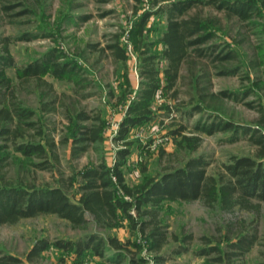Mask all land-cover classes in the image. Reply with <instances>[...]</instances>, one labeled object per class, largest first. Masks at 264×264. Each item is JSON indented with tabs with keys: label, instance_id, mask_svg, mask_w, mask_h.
<instances>
[{
	"label": "rangeland",
	"instance_id": "1",
	"mask_svg": "<svg viewBox=\"0 0 264 264\" xmlns=\"http://www.w3.org/2000/svg\"><path fill=\"white\" fill-rule=\"evenodd\" d=\"M169 1L0 0V56L8 55L12 61V65L5 68L10 86L4 92L9 95L11 90L18 104L32 110L28 118L32 123H21L19 127L12 124L9 133L0 132V180L61 183L71 195L76 189L72 178L75 179L85 165L95 164L102 158L109 166L113 165L116 150L124 146L123 142L114 141L113 135L140 79L139 50L146 48L157 54L160 69L165 65L159 57L163 47L160 36L166 25L161 5ZM201 10L206 15L217 17L221 29L205 44L219 43L218 50L223 46V40L236 39L234 46L242 61L237 58L230 61L232 64L241 62L235 74H218L210 59H202L210 70V90L228 89L233 94L211 102L207 100L210 105L204 112L188 116L184 109L197 101V94L191 88L186 73L172 89L165 93L158 90L152 102L153 119L131 127L126 138L131 141V151L125 157L122 170L130 186L189 155L202 154L209 162L206 169L211 174L222 172L232 155H255V145L245 136L229 141L230 131L200 133L202 141L194 150H177L178 136L172 133V129L184 124L185 133H197L191 128L192 124L201 117L207 118L213 107L218 108L222 118L236 123L257 126L258 121L264 118V16L253 18L256 23L241 26L235 17L227 19L223 11L212 5L202 6ZM145 15L140 42H134V27ZM112 43H118L124 49V61L115 58L109 46ZM50 50L60 54L62 61H75L80 77L84 79V85L78 88L66 78L45 74L43 79L50 83L56 99L53 109H47L45 104L50 97L43 95V89L49 86H42L33 77L18 74ZM160 78L163 82L162 72ZM80 108L91 115L99 113L102 116L105 121L103 140L90 143L86 151L72 156L71 118ZM159 138L162 140L158 141ZM30 140L39 142L44 153L26 155L17 149L19 143ZM42 162L48 165L42 167ZM158 210L167 236L160 251L167 258L161 264H259L264 261V201L257 212L237 206L222 209L218 204L209 207L199 199L164 200ZM253 229L257 231V239L248 250L238 253L240 249L227 244V240H234L241 231ZM93 231L116 235L121 240L126 237L135 239L142 244V256L153 259V254L143 248L146 235L132 232L123 215H120L117 226L108 229L96 226L92 220L74 226L54 213L23 217L14 223H0V252H10L26 260L25 255L33 243L46 238L50 244L28 261L29 264H73L74 253L55 246L53 241L76 238ZM173 234L178 237L192 235L187 251L169 254L171 247L178 242L173 239ZM216 241L223 252L231 254L230 261L226 256L217 258L219 253L216 251L196 253L200 246ZM82 258V264H117L89 250ZM125 263L123 260L119 264Z\"/></svg>",
	"mask_w": 264,
	"mask_h": 264
},
{
	"label": "trees",
	"instance_id": "2",
	"mask_svg": "<svg viewBox=\"0 0 264 264\" xmlns=\"http://www.w3.org/2000/svg\"><path fill=\"white\" fill-rule=\"evenodd\" d=\"M205 5H212L223 11L227 19L235 17L241 26L256 23L253 18L264 16V0H171L163 3L161 10L166 15V25L160 36L163 47L159 57L165 61V65L160 69L157 54L150 53L146 48L139 50L140 79L113 135L114 141L123 142L124 145L116 150L113 165L109 166L103 158L95 164L85 165L77 172L75 179L72 178L76 182V189L71 195L61 183L36 184L1 178L0 223H14L23 217L54 213L74 226H81L92 220L96 226L108 229L117 226L120 215H123L132 232L146 235L143 248L153 254L152 260L142 256V244L137 240L130 237L121 240L116 235H105L97 231L76 238L57 239L53 244L74 253L73 264H82L86 250L117 264L123 260H126L125 264H161L167 258L160 252L167 239L158 210L164 200L199 199L209 207L218 204L227 210L237 206L240 209L259 211L261 202L264 201V118L258 121L257 126L236 123L232 119L222 118L218 108L213 107L214 110L208 113L207 118L201 117L192 124L191 128L197 133H185L184 124L172 129V133L178 136V151L194 150L202 141L200 133L212 134L216 131H230L229 141H235L240 135L245 136L255 145L254 157L232 155L224 164L222 172L208 173L206 167L209 162L199 154L189 155L177 164H168L156 175L149 176L136 185L130 186L124 178L122 165L131 151V141L126 139L127 135L131 127L153 119L152 102L158 90L165 93L172 89L186 73L191 88L197 94V101L184 109L188 116L194 112H204L215 98L233 94L228 89L217 92L210 90V70L202 61L203 58L214 63L213 67L218 74H235L241 62L232 64L230 61L236 58L242 60L234 46L236 39L223 40L224 44L218 50L219 43L205 44L221 30L218 18L206 15L201 10ZM145 19L146 15L134 27V42H140L139 36ZM109 46L116 59H126V53L118 43ZM60 57V54L50 50L18 72L20 76L33 77L42 86H49L43 89V95L50 97L45 104L48 105L47 109L54 108L56 99L52 95L50 83L43 79L45 74L66 78L78 88L84 85L77 63L73 60L62 61ZM11 65L10 56H0V132L3 134L10 132L12 124L19 127L21 123H32L28 121L32 110L18 104L11 90L9 95L4 92L10 86L5 68ZM182 70L185 72L182 73ZM160 72L163 74V82ZM71 120L72 156L86 151L90 143L103 140L105 121L99 113L91 115L80 108ZM17 149L26 155L45 151L39 142L31 140L19 143ZM45 163L42 162V167L48 165ZM191 238V234L181 237L173 234V239L178 242L171 247L169 254L187 251ZM256 239V229L250 232L243 230L234 240H227V244L240 249L238 253H242ZM49 244L46 238L36 240L26 253V260L10 252H0V264H29L28 261L37 257ZM195 251L199 254L216 251L219 253L217 258L226 256L230 261L231 254L223 252L218 241L200 246ZM259 264H264V261Z\"/></svg>",
	"mask_w": 264,
	"mask_h": 264
},
{
	"label": "built area",
	"instance_id": "3",
	"mask_svg": "<svg viewBox=\"0 0 264 264\" xmlns=\"http://www.w3.org/2000/svg\"><path fill=\"white\" fill-rule=\"evenodd\" d=\"M165 138H166V137H165ZM161 140H162V138H159V139H158V141H161ZM154 142H155V141H154ZM152 145H154V144H152Z\"/></svg>",
	"mask_w": 264,
	"mask_h": 264
}]
</instances>
